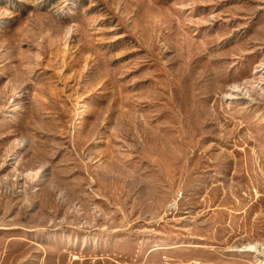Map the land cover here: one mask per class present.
I'll return each mask as SVG.
<instances>
[{
    "label": "rangeland",
    "instance_id": "obj_1",
    "mask_svg": "<svg viewBox=\"0 0 264 264\" xmlns=\"http://www.w3.org/2000/svg\"><path fill=\"white\" fill-rule=\"evenodd\" d=\"M0 264H264V0H0Z\"/></svg>",
    "mask_w": 264,
    "mask_h": 264
},
{
    "label": "bare ground",
    "instance_id": "obj_2",
    "mask_svg": "<svg viewBox=\"0 0 264 264\" xmlns=\"http://www.w3.org/2000/svg\"><path fill=\"white\" fill-rule=\"evenodd\" d=\"M240 86H236V87H234L233 88V90L230 92V96H234V95H236V96H239L240 95ZM242 95V94H241ZM245 96V95H244ZM232 99H234L233 97H232ZM242 99H244V98H242ZM253 102V101H252ZM247 251V250H246ZM248 252H250V249L248 250ZM254 252V251H253Z\"/></svg>",
    "mask_w": 264,
    "mask_h": 264
}]
</instances>
